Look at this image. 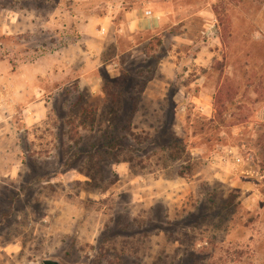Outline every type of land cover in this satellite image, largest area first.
Instances as JSON below:
<instances>
[{
  "label": "rangeland",
  "instance_id": "obj_1",
  "mask_svg": "<svg viewBox=\"0 0 264 264\" xmlns=\"http://www.w3.org/2000/svg\"><path fill=\"white\" fill-rule=\"evenodd\" d=\"M46 260L264 264V0H0V264Z\"/></svg>",
  "mask_w": 264,
  "mask_h": 264
},
{
  "label": "crops",
  "instance_id": "obj_2",
  "mask_svg": "<svg viewBox=\"0 0 264 264\" xmlns=\"http://www.w3.org/2000/svg\"><path fill=\"white\" fill-rule=\"evenodd\" d=\"M148 11L144 10H134L132 13H128L129 19H132L126 26L129 27V29H154L156 27V17L154 13H151L150 15L147 14ZM93 23V21H89L90 25ZM105 31H103L101 34H104Z\"/></svg>",
  "mask_w": 264,
  "mask_h": 264
},
{
  "label": "water",
  "instance_id": "obj_3",
  "mask_svg": "<svg viewBox=\"0 0 264 264\" xmlns=\"http://www.w3.org/2000/svg\"><path fill=\"white\" fill-rule=\"evenodd\" d=\"M45 264H59L57 261H53V260H46Z\"/></svg>",
  "mask_w": 264,
  "mask_h": 264
},
{
  "label": "built area",
  "instance_id": "obj_4",
  "mask_svg": "<svg viewBox=\"0 0 264 264\" xmlns=\"http://www.w3.org/2000/svg\"><path fill=\"white\" fill-rule=\"evenodd\" d=\"M147 14H149V15H150V14H151V12H147Z\"/></svg>",
  "mask_w": 264,
  "mask_h": 264
}]
</instances>
